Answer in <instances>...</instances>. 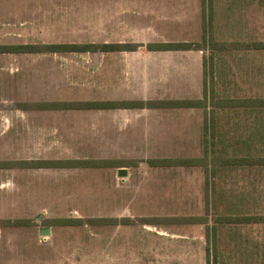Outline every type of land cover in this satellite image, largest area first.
Here are the masks:
<instances>
[{"label": "rangeland", "instance_id": "374dc122", "mask_svg": "<svg viewBox=\"0 0 264 264\" xmlns=\"http://www.w3.org/2000/svg\"><path fill=\"white\" fill-rule=\"evenodd\" d=\"M137 2L0 0V264H264L231 240L264 245V197L232 215L214 180L264 168V0L191 1L205 94L190 100L152 99L143 68L109 63L180 45L103 51Z\"/></svg>", "mask_w": 264, "mask_h": 264}, {"label": "crops", "instance_id": "0c3cea01", "mask_svg": "<svg viewBox=\"0 0 264 264\" xmlns=\"http://www.w3.org/2000/svg\"><path fill=\"white\" fill-rule=\"evenodd\" d=\"M136 1H138L136 6L128 10L127 20L124 21L123 16L120 14L119 19L114 20L113 26H111V22L109 32L105 34V44L123 43L127 40L134 41L133 43L138 45L132 51L136 52L140 50L142 53H145L142 49L148 44L189 43L194 39L192 33L199 31L198 12L200 10V3L197 4V11L195 16H193L192 0ZM122 11L123 9L121 8L119 13H122ZM108 36H110L109 39ZM146 48L147 51L144 56H116L109 58L111 61L109 63L120 66L119 75H123L125 71L131 75H135L136 71L143 68L146 75L145 78L152 82L149 86L151 90L149 97L152 99L190 100L192 98L201 99L204 96L205 56L202 47L168 50ZM20 52L25 53L28 51ZM13 53H16V51H13ZM124 65L130 66L128 70L122 69ZM136 66L139 67L137 68ZM240 166H218L214 175L219 204L223 202V208L225 205V209H233L232 215L237 212L234 209L239 210L240 212H237L238 216L255 213L253 210L261 206L259 205V199L261 200L264 197V194L262 196L259 195L261 192H264V190L259 189L261 185H264V168ZM234 187L238 190H233ZM259 215H262V213L259 212ZM242 223L245 224L244 222ZM50 235L51 233L47 236ZM176 236L178 235L157 234L153 237L159 240L163 239L161 237H167V240H170L169 237ZM179 237L185 236L181 235ZM204 240L207 241L206 234ZM231 240L238 242L234 246L235 248L250 251L259 248L258 250L264 251V245L254 243L252 246L246 239L234 236V234H232ZM251 240L255 242L257 239L253 238ZM164 247L170 249L169 247H172V244L166 246L159 244L156 246L157 249H163ZM208 256L209 253L207 252L205 264H209Z\"/></svg>", "mask_w": 264, "mask_h": 264}, {"label": "trees", "instance_id": "16d2710c", "mask_svg": "<svg viewBox=\"0 0 264 264\" xmlns=\"http://www.w3.org/2000/svg\"><path fill=\"white\" fill-rule=\"evenodd\" d=\"M77 45V44H76ZM172 45V44H171ZM183 45H185V44H180L179 46H178V48L177 47H175L174 45L173 46H171L169 49H172V48H174V49H181V48H185ZM1 46V45H0ZM19 46V51H23L24 49H26V46H23V45H18ZM62 46H71V45H62ZM121 46V45H120ZM119 46V47H120ZM55 47H57V48H59V47H61L60 45L58 46V44L55 46ZM74 47L76 48L77 46H75L74 45ZM22 48V49H21ZM102 49H103V51H108V50H116L117 49V44H102ZM150 49H152V48H150ZM13 51H15V50H13ZM71 51H74V50H71ZM0 52H10V51H5V50H3V49H1L0 50ZM210 264V263H209Z\"/></svg>", "mask_w": 264, "mask_h": 264}, {"label": "water", "instance_id": "95a60500", "mask_svg": "<svg viewBox=\"0 0 264 264\" xmlns=\"http://www.w3.org/2000/svg\"><path fill=\"white\" fill-rule=\"evenodd\" d=\"M118 174H119V176H121V177H125V176H127L128 172H127L126 169H120ZM42 234H44V235H48V234H50L49 229H48V228H44Z\"/></svg>", "mask_w": 264, "mask_h": 264}]
</instances>
